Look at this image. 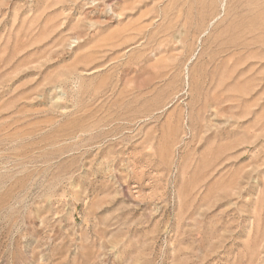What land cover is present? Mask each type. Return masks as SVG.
I'll return each instance as SVG.
<instances>
[{"label":"rangeland","instance_id":"obj_1","mask_svg":"<svg viewBox=\"0 0 264 264\" xmlns=\"http://www.w3.org/2000/svg\"><path fill=\"white\" fill-rule=\"evenodd\" d=\"M0 264H264V0H0Z\"/></svg>","mask_w":264,"mask_h":264},{"label":"bare ground","instance_id":"obj_2","mask_svg":"<svg viewBox=\"0 0 264 264\" xmlns=\"http://www.w3.org/2000/svg\"><path fill=\"white\" fill-rule=\"evenodd\" d=\"M259 13H261V12H259ZM257 15H258V14H257ZM257 15H256V17H257ZM248 16H249V15H248ZM258 16L260 17V15H258ZM261 16H262V13H261ZM246 17H247V16H246ZM249 17H250V16H249ZM259 17H258V18H259ZM247 18H248V17H247ZM260 18H261V17H260ZM260 29H261V28H260ZM260 29L258 28L257 31L253 30V34H255L254 32L257 33ZM262 30H263V29H262ZM242 31H243V30H242ZM242 31H241V32H242ZM260 31H261V30H260ZM260 31H259V32H260ZM238 32L240 33V31H238ZM244 33H245V34H244ZM239 35H240V34H239ZM243 35H245V38H246V35H247L246 32H243ZM259 35H260V34H259ZM240 36L242 37V35H240ZM256 36H258V35H255V37H256ZM247 37H248V35H247ZM249 38H250V37H249ZM256 38H257V37H256ZM242 39H243V41H246L248 38H247L246 40H244V38L242 37ZM242 39H240V40L242 41ZM231 41H232V39H231ZM237 41H238V38H237ZM249 41L252 42L253 39H251V40H249ZM246 42H248V40H247ZM251 42H248V43H251ZM253 42H254V41H253ZM232 43H233V42H232ZM234 43H235V40H234ZM235 44H236V43H235ZM243 44H245V43L243 42ZM253 44H254V43H253ZM241 46H242V45H241ZM241 46H240V47H241ZM243 46H244V45H243ZM237 47H238V45H237ZM243 48L246 49V48H248V46L246 45V46H244Z\"/></svg>","mask_w":264,"mask_h":264}]
</instances>
